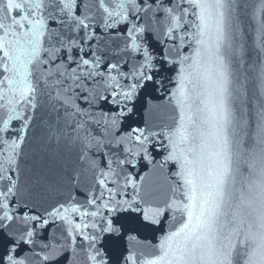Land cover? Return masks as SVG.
<instances>
[{
  "label": "snow or ice",
  "instance_id": "snow-or-ice-1",
  "mask_svg": "<svg viewBox=\"0 0 264 264\" xmlns=\"http://www.w3.org/2000/svg\"><path fill=\"white\" fill-rule=\"evenodd\" d=\"M0 264H264V0H0Z\"/></svg>",
  "mask_w": 264,
  "mask_h": 264
},
{
  "label": "water",
  "instance_id": "water-1",
  "mask_svg": "<svg viewBox=\"0 0 264 264\" xmlns=\"http://www.w3.org/2000/svg\"><path fill=\"white\" fill-rule=\"evenodd\" d=\"M253 2H254V0H249V3H253ZM249 43H250V42H249ZM249 87H250V91H251V83H250ZM160 102L163 103V101H160ZM173 170H175V169H173ZM161 235H162V232H161V231H157V232L155 233V237L153 236L152 233H144V234L142 235V238L146 237L147 240H149V241H151V242H153V243H156V242H158V240H157L156 238H158V237L161 236Z\"/></svg>",
  "mask_w": 264,
  "mask_h": 264
}]
</instances>
